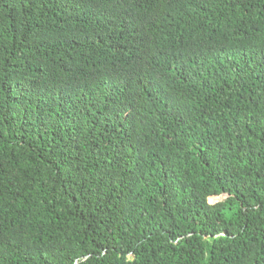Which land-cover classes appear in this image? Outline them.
I'll return each mask as SVG.
<instances>
[{"label":"trees","instance_id":"1","mask_svg":"<svg viewBox=\"0 0 264 264\" xmlns=\"http://www.w3.org/2000/svg\"><path fill=\"white\" fill-rule=\"evenodd\" d=\"M0 264H264V0H0Z\"/></svg>","mask_w":264,"mask_h":264},{"label":"clouds","instance_id":"2","mask_svg":"<svg viewBox=\"0 0 264 264\" xmlns=\"http://www.w3.org/2000/svg\"><path fill=\"white\" fill-rule=\"evenodd\" d=\"M76 27H75V31L77 32V34L81 37H83L84 39H86L88 41V35L89 34H99V30L96 27L95 23L92 20V16L90 13H85L82 14L79 18V20L75 23ZM114 39H115V43L117 42V36L113 35ZM89 47H97V51H98V46L97 44H89Z\"/></svg>","mask_w":264,"mask_h":264},{"label":"rangeland","instance_id":"3","mask_svg":"<svg viewBox=\"0 0 264 264\" xmlns=\"http://www.w3.org/2000/svg\"><path fill=\"white\" fill-rule=\"evenodd\" d=\"M226 198H227V196L224 194V195H220V196H218V197H212V198H210V199L208 200V202H209L210 204H215V203H217V202H221V201L225 200Z\"/></svg>","mask_w":264,"mask_h":264}]
</instances>
